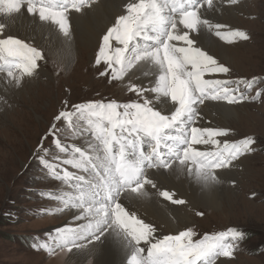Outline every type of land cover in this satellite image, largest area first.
Instances as JSON below:
<instances>
[{
	"label": "rangeland",
	"instance_id": "1",
	"mask_svg": "<svg viewBox=\"0 0 264 264\" xmlns=\"http://www.w3.org/2000/svg\"><path fill=\"white\" fill-rule=\"evenodd\" d=\"M217 1V10L221 11L222 7H225V12L216 13V17L211 16V20L223 26L219 30L223 39L218 38L222 40L224 46L233 50L229 55V63L217 53L215 58L218 63L228 67L230 72L206 73L205 77L210 80L234 82L253 78L256 80L252 87H247L243 83L228 85L249 97L248 100L231 105L238 112L236 119L233 118L234 114L224 118L220 116L217 106L210 107L205 114L198 110L193 121L185 119V128L190 130L189 135L195 125L199 128L209 126L228 129L227 136L217 137L220 146L225 142L231 144L245 137H252L254 140L250 146L252 151L245 152L233 160L228 168L215 170L217 179L221 181L218 185L233 189L237 197L234 199L231 196V202L225 200L223 207L221 206L222 211L211 210L201 202L195 203V200L187 198L184 192L177 195V199L185 201L179 206L185 209L187 218H184V215L183 217L173 215L171 212L168 221L176 224L174 226L177 229L166 223L158 224L157 233L163 237L190 229L194 233L192 239L198 241L206 234L213 235L228 229H236L242 235L236 239L229 237L226 240V243L233 245L232 255L213 257L212 264H264V0ZM226 8L236 11L227 13ZM223 15L227 16L228 21L219 20ZM115 22L112 20L109 27L114 26ZM108 28L103 29L101 36L97 37L100 38H96L97 42L94 41L90 45H82L77 41L78 56L74 55L71 64L62 61L59 53H52L48 47L41 46L34 40H25L29 46L36 47L42 52L43 59L37 61L38 67L31 76L20 74L18 70L15 75L20 76L22 84L40 83L45 88L33 89L28 96L9 90L12 98L10 99L7 93L8 100L0 94L2 105L5 103L8 109H16L12 111L13 113L8 112L7 118L0 113V264H70L68 258L71 251L62 247L60 234L56 230L62 226L75 227L78 223L73 219L78 210L64 205L69 196H76L73 183L77 181L74 178L68 181L57 179L53 171L60 172L61 177L66 170L76 176L89 175L84 169H75L64 161L73 156L79 158L76 153L70 152L73 147H79L87 153L92 148L91 145L96 143L92 141L93 144L90 143L92 129L87 119L76 112L73 105L90 101L107 103L113 100L121 104L142 103L144 99L151 98L148 92L140 96L129 90L130 87L146 89L136 81L113 79L111 72L104 71L106 67L103 59L100 64H96L102 36L107 34ZM234 30L244 31L248 38L232 37L230 33ZM114 51L115 48H110L107 54L114 55ZM3 72L7 74V71L0 73ZM101 72L106 74L101 76ZM38 93L42 96L37 97ZM257 94V99H251ZM29 96L33 98L31 101H28ZM23 100L27 103L23 104ZM169 101L171 106H175L170 99ZM154 109L159 111L156 107ZM61 111H68L73 115L70 119L62 118L56 121L55 117ZM173 111L174 109L171 113ZM161 113L164 111L161 110ZM178 127L179 125L175 126ZM168 133L174 134V129H170ZM84 142L88 145L85 148ZM57 144L67 151L61 152ZM171 145L172 143H168L165 146ZM197 146L196 149L199 148V151H215L217 148L213 145ZM113 148L115 149V145ZM143 148L148 149V146L144 145ZM94 153L97 155V152ZM42 161L53 165V170L46 167ZM231 172H236V176L234 177ZM180 174L178 180L182 182L184 177L181 175L180 179ZM149 178L157 186V178L151 176ZM149 187L154 192L158 191V186L153 187L149 184ZM165 187L166 183L162 190ZM171 195L174 199V194ZM159 198L165 199L161 195ZM165 200L168 204L166 208L170 206L172 208L173 203ZM140 208L132 202L125 206L129 214L135 210L139 211ZM197 212L203 215H197ZM158 235L155 233V236L159 237ZM140 246L145 247L144 244ZM144 254L146 255V252ZM86 264L93 262L89 261Z\"/></svg>",
	"mask_w": 264,
	"mask_h": 264
},
{
	"label": "snow or ice",
	"instance_id": "2",
	"mask_svg": "<svg viewBox=\"0 0 264 264\" xmlns=\"http://www.w3.org/2000/svg\"><path fill=\"white\" fill-rule=\"evenodd\" d=\"M91 0H62L60 10L51 6H36V0H0V14L8 17L17 15L26 5L29 15L38 14L40 21H49L58 25L63 37H70L69 12L80 13ZM209 6L212 0H206ZM171 4V12L178 14V22L183 25L182 33L177 31V18L172 15H162ZM195 6V7H194ZM197 0H140L139 3L127 6L128 15H120L115 25L109 27L107 34L102 37V43L96 58V64L103 59L108 68L112 69V78H122L125 73L140 62H146L158 67L159 75L155 86L141 90L140 87H130V91L143 96L146 92L160 97L170 98L175 104V110L170 114H162L154 109L151 99L142 103H117L90 101L73 105L76 112L87 119L92 129V135L99 144L91 145L97 155L90 157L79 147H73V156L64 161L75 169H84L89 174L76 176L65 171L63 177L53 171L57 179L77 181L75 188L78 195L64 201L65 207L77 209L73 216L77 221L75 227H61L56 231L60 234L62 247L72 251L73 248L85 247L98 242L109 231L118 232L132 247L133 252L127 264H212L213 257L232 255L233 245L226 243L231 237L236 239L242 234L236 229H228L213 235H205L203 239L194 241V233L189 230L180 231L175 235L157 237V229L150 223L137 218L136 213L129 214L120 201L122 194L141 193L145 184L155 185L145 177V163L148 168L170 169L175 161L187 165L189 175L202 181L206 187L221 183L215 170L226 169L233 160L245 152L252 151V137H245L236 143L225 142L220 146L217 137L227 136L228 129L212 127H192L190 137L180 134L168 136L167 130L176 125L178 133L184 129L185 119L193 121L197 114L198 104L205 100L226 101L229 105L238 104L249 97L228 85L243 83L252 87L256 78L243 81H224L205 79L206 73L227 74L230 69L201 48L194 46L190 32L197 31L199 26L207 25L215 28V35L223 39L219 31L222 25H210L209 21L201 20L198 14ZM151 26L153 35H149L147 26ZM6 28L0 23V33ZM234 38L247 39L244 31L234 30L230 33ZM137 37H142L145 43L138 44ZM115 39L122 47L116 48L114 55H108L110 41ZM172 41L183 42L186 46H177ZM150 42V43H149ZM125 53H128L125 55ZM43 59L42 52L36 47L29 46L25 41L11 35L0 38V71H7L16 84L20 83V74L31 76L38 67L37 61ZM116 65V67H114ZM101 72L100 75H105ZM252 97L251 99H257ZM118 109H122L119 111ZM195 114V115H194ZM73 113L61 111L56 121L62 118L70 119ZM55 125H53V128ZM165 140H171L167 154L159 149ZM147 144L150 153L145 154L143 145ZM217 146L215 151H199L193 145ZM113 145L118 146L114 151ZM180 145H185L183 149ZM60 147L59 144H57ZM102 147V155L98 150ZM130 150V151H129ZM61 152L67 151L60 147ZM133 159H129V157ZM163 157V158H162ZM46 167L53 170L54 166L42 161ZM90 166V167H89ZM82 182V183H81ZM162 197L173 204H184L183 199H173V196L163 191ZM59 211V210H58ZM197 215L203 213L197 212ZM144 242L146 247H141ZM146 252V255L144 253Z\"/></svg>",
	"mask_w": 264,
	"mask_h": 264
},
{
	"label": "bare ground",
	"instance_id": "3",
	"mask_svg": "<svg viewBox=\"0 0 264 264\" xmlns=\"http://www.w3.org/2000/svg\"><path fill=\"white\" fill-rule=\"evenodd\" d=\"M139 2L140 0H91V2L87 6H85L80 13H76L75 11L69 12L68 15L71 26V35L68 38L63 37L62 33L59 31L58 25L53 24L51 20L40 21L38 14L29 15L26 11L25 5L20 13L12 17L0 14V23L6 25L4 32L0 33V38H7V36L11 35L23 41L34 40L41 46L48 47V49L52 53H59L62 58V61H66V63L69 64L75 54H77L78 56L77 41L80 42L82 45H90L92 42L96 41L98 35L101 36L100 33L103 31V29L106 30L110 26L112 20L116 21V19L120 15L125 14L127 6L129 4ZM217 2V0H213L212 5L209 6L204 0H202L201 2L200 0H197V4L199 5L198 14L200 15L201 20L209 21L210 25H217L216 23L212 22L211 16L216 17V13H221L222 11L225 12V7H222L221 11L217 10ZM230 11L234 10L227 9V13ZM226 15L220 16L219 20L228 21ZM174 17L177 18V31L180 33L188 31L187 29L183 28V25L179 24L178 14ZM216 31L217 29H209V27L205 25L199 26L197 31L190 32L189 35L194 41V46L201 48L208 55H211L214 58L216 57L217 53L222 59L229 63V55L231 54L233 49L223 45L222 40L215 35ZM148 34L152 35L150 32H148ZM136 42L140 45H143L145 43L142 37L137 38ZM172 43L176 44L177 46H186L183 44V42L172 41ZM5 73L6 72L0 73V94H3L5 98L9 90L10 92L17 91L20 94L22 93L21 95L27 94L28 96V94L34 91L33 89L38 88L44 90L45 88L42 87L40 83L34 82H28L27 84L19 83V85H17L14 78L8 76ZM158 75V67L148 64L146 62H140L134 65V67L130 69L127 73H125L122 78L123 80H134L141 86L145 87L146 89H149L155 86V81ZM204 78L207 79V77L205 76ZM148 94H150L151 98L153 99V107H156V109H158L160 112L161 110L164 111V113L162 114H170L173 109L175 110V106H171L169 104V98L160 97L157 100L155 93H151L149 91ZM8 96L10 99L12 98L9 93ZM36 96L40 97L42 96V94L38 93ZM32 99L33 98L29 96L28 101H31ZM6 100H8V98H6ZM22 103L25 104L27 103V101L23 100ZM7 106L8 105H5V103L4 105H2V103L0 102V113L4 114L6 118L8 116V112L10 113L14 110L16 111V109H8ZM216 106L219 109L218 112L220 113V116L227 118L234 114V119L238 117V112H236L235 107L229 105L226 101H213L209 99L205 100L204 104L196 105L197 111L199 110L201 111V113L203 112L204 114L208 112V108H215ZM227 114L228 116H226ZM195 127L198 126L195 125ZM173 129L174 134L170 135L168 133L170 132V129L166 134L168 136H177L182 134L185 137H190V135L188 134L190 130H187L186 128L183 129L182 133H178L175 127ZM185 130H187V134L185 133ZM89 141L90 143L96 142V145L99 144L98 141H95L93 135L91 136V139ZM89 141L86 142L89 143ZM166 143H172V141L166 140L162 142L161 146L165 147ZM83 144L79 145L82 146ZM86 146L88 145L85 143L84 148ZM183 147H185V145H180L181 149H183ZM193 147L197 148L198 146L193 145ZM162 149L163 148L159 150ZM91 150H93V147L86 153V155L89 156L90 154H92L90 156L94 157L96 153ZM142 150H144V148ZM197 150H199V148ZM98 151H100V155H102V147ZM114 151H116V149H114ZM70 152L73 154L71 150ZM144 152L145 154H149L150 148L145 149ZM76 154L79 156L78 153ZM129 159H133V157L130 156ZM145 173L147 175V179H150L149 176H151V178H157L156 184L158 186V191L154 192L149 187V184H145L144 187L141 189V193H147V195H141L140 193H131L125 196L122 194L121 199L118 202H120L124 207L127 206L129 202L139 205L141 207L140 210H135L133 213H136L137 218L143 220L145 223L152 224L157 229L156 235H158L157 232L159 231L157 226L158 224L166 223L172 228H176L174 226L176 224L173 225L171 221H168V216L171 212H173V215L182 217L184 215V218H187L185 209L182 206L180 207L179 205L176 206V204H173L176 207L172 205V208L171 206L170 208H166V206L168 205L166 204V200L163 198H159L160 193L163 191H167L170 194L173 193L174 199H177V195H182L185 192L187 198L191 199L192 201L195 200V203L201 202L202 204L208 206L211 210L214 211L221 209L223 207L222 204L225 200H230L231 202V196H233L232 198L234 199L237 198L234 195L233 189L222 187L218 184H213L210 187H206L202 181H199L195 177V175H189L187 165H180L178 161H175L170 169L147 167ZM179 174L180 179L181 175L184 177L182 182L178 180ZM231 174L234 177L236 176V172H231ZM85 176L87 179L90 178L87 174H85ZM165 183L166 187L164 190H162ZM73 185L75 186L76 183H73ZM75 192L77 193L76 195H78V192L76 190ZM168 202L170 201L168 200ZM158 236L161 237L160 235ZM82 243L85 244L84 248H74L71 251L68 258L70 264H86V262L89 261H92L93 264H127V261L133 252L132 247L123 238V235L119 234L118 232H113L111 230L109 231V233H106L105 236L102 237L101 240L98 242H93L91 245H89L87 241H83ZM141 244H144V242H141Z\"/></svg>",
	"mask_w": 264,
	"mask_h": 264
}]
</instances>
